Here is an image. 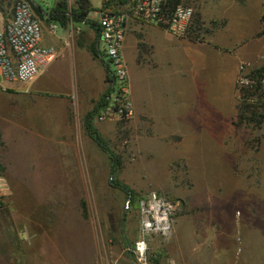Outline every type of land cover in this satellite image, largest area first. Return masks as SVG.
Returning a JSON list of instances; mask_svg holds the SVG:
<instances>
[{"label": "crops", "instance_id": "obj_1", "mask_svg": "<svg viewBox=\"0 0 264 264\" xmlns=\"http://www.w3.org/2000/svg\"><path fill=\"white\" fill-rule=\"evenodd\" d=\"M197 1L194 8L201 14L207 30L203 40L177 37L164 28L132 22L124 52L133 54L136 68V72L130 73L134 104L130 121L135 127L136 147L151 151L154 163L157 157L166 156H172L174 161L178 155L192 149L197 180L202 181L203 167L209 160L216 161L218 146L223 148L226 165H232L234 160L237 164L241 161L243 168L250 165L249 142L245 151L241 147L242 152L235 153V147L240 148L239 143L230 135L237 131L234 121L239 112L237 84L241 65L254 70L264 62V6L263 0ZM0 9L5 28L14 12L5 11L1 4ZM47 18L40 17L42 44L55 46L59 51L46 69L57 71L58 78H54L57 87L41 82L45 71L34 80L20 83L28 95L0 98L1 170L11 187L5 197L8 205L0 211L8 210L9 216L15 214L16 209L20 213L24 204L22 188L12 186L15 177L8 155L18 135L28 139L31 149L44 151L48 165L59 173L62 181H73L74 155L76 152L80 157V150L85 151L82 156L85 159L98 160L96 164L102 168V177L109 167L111 169L109 155L85 128V119L96 109L108 86L106 65L93 52V47L99 44L96 22L71 19L64 25ZM156 74L164 77L160 80L159 101L139 98L137 83L148 85ZM16 84L0 80V92L21 88ZM187 93L193 104L186 110ZM93 124L102 135L115 122L94 119ZM258 144L259 151L253 155L262 167L260 174L253 177L243 173L228 175L231 184L225 186L226 205L230 199L237 202L245 209V215L240 232H235L237 225H229L227 218L225 238L220 244L226 247L225 264H264V140ZM160 162L167 166L174 164ZM197 180L195 178L196 183ZM212 187L213 192H220V186ZM1 222L0 264H32L39 257L37 247L46 238H52L53 225H15L14 219L11 223ZM207 228V225L194 228L195 235H204L202 243L218 239V234L210 230L205 237L203 233ZM27 249L33 253L27 255Z\"/></svg>", "mask_w": 264, "mask_h": 264}, {"label": "rangeland", "instance_id": "obj_2", "mask_svg": "<svg viewBox=\"0 0 264 264\" xmlns=\"http://www.w3.org/2000/svg\"><path fill=\"white\" fill-rule=\"evenodd\" d=\"M17 1L0 0V4L5 11L14 12ZM32 1L47 12L52 10L58 0ZM75 1L69 3L70 11L75 7ZM90 2L92 10L89 18L96 22V10L101 8L103 0H90ZM182 2L196 7L198 1L183 0ZM37 16L40 18L39 15ZM3 20L0 9V30L4 29L1 23ZM206 31H201V38L197 40H203ZM99 47L103 52L104 44L100 43ZM126 58L130 73L133 70L136 72L133 66V54L126 52ZM103 61L109 63L108 57L104 56ZM242 66L244 67L240 69L242 74L248 75L253 70V67L247 68L245 64ZM260 67L263 68L264 73V62L257 69ZM46 71L41 82L57 87L54 83V78H58L57 71H53V68ZM62 78L65 77L61 76ZM161 78L164 79L160 74H156L148 85L144 82L142 86L138 82L136 86L139 98L159 101ZM17 84L21 88L16 91L0 92V98L28 95L24 93V86ZM186 95L187 110L193 104V100L188 93ZM239 98L237 91L238 102ZM161 100H164L163 96ZM238 120L237 116L234 122ZM235 126L236 133L230 135L231 139L235 137V142L239 143L237 145L240 148L235 147V153L240 154L241 147L245 151L249 142L250 165L243 168L241 161L237 164V160H234L232 165H226L223 148L218 146L216 161L209 160L203 167L202 181L197 180L192 149H187L186 155L180 154L174 161L172 156H166V158L157 157L154 163L151 151L136 147L133 137L135 127L130 120L115 122L110 130L102 132L109 146L121 159V165L113 177L110 167L102 177V168L96 164L98 160L89 157L85 159L82 157L85 151L80 150V157L76 152L74 155L73 181H62L59 173L54 172L48 165L49 160L44 157V151L36 147L31 149V146L27 145L28 139L18 135L8 155L15 177L12 186H16V189L18 186L22 188L24 204L20 208V213L16 209L15 214L11 213V216L8 210L2 213L0 211V225H2L1 220L11 223L12 219L15 225H53L52 238H46L40 246L35 244L39 249L36 253L39 257L32 264H135L132 246L140 236L139 201L155 191L178 203V206L172 235H155L151 238L146 264H225L226 247L220 244L225 238L227 218L229 225H237L235 232L236 230L240 232L241 220L245 215V209L237 202L233 203L230 199L228 206L226 205L225 186L231 184L228 175L243 173L253 177L260 174L262 169L258 166L256 155L253 154L259 151L258 143L261 139L264 140V123L261 127L255 123ZM170 154L172 155V152ZM161 160L165 164L172 162L174 164L161 165ZM114 179L120 180L136 193L135 201L126 190L113 185ZM212 185L220 186V192H213ZM7 205V198H0V208H6ZM128 205L130 208L127 209ZM217 218L223 220L216 221ZM200 225L208 226L207 232L203 233L206 234L205 237L209 230L218 234L216 240L218 243L215 241L216 238L214 241L207 239L202 243L204 235L197 236L194 231V228ZM198 231L201 234V231ZM30 253H33L31 249H27V255Z\"/></svg>", "mask_w": 264, "mask_h": 264}, {"label": "built area", "instance_id": "obj_3", "mask_svg": "<svg viewBox=\"0 0 264 264\" xmlns=\"http://www.w3.org/2000/svg\"><path fill=\"white\" fill-rule=\"evenodd\" d=\"M72 1L68 0L69 3ZM195 12L192 5L183 2L172 5L169 0H103L101 8L96 10V23L99 44H104L103 52L98 44L100 56L102 60L104 56L109 59V63L103 61L108 86L95 112L96 121L125 122L134 115L130 71L124 52L130 24H152L177 37L200 39L201 31H195ZM42 39V23L32 3L18 0L12 19L0 30V80L26 83L45 73L59 51L55 46L43 45ZM252 83L251 77L240 73L239 97L243 88ZM10 189L9 181L0 170V198H5ZM177 206L178 203L155 191L139 201L140 236L132 246L135 264L148 263L152 237L172 235Z\"/></svg>", "mask_w": 264, "mask_h": 264}, {"label": "trees", "instance_id": "obj_4", "mask_svg": "<svg viewBox=\"0 0 264 264\" xmlns=\"http://www.w3.org/2000/svg\"><path fill=\"white\" fill-rule=\"evenodd\" d=\"M32 3L34 11L37 15L44 18V16H48L47 20H59L62 24H67L70 20L71 16L75 21L81 20H90L89 14L92 10V5L90 0H76L75 7L70 11L68 0H58L56 5L52 8L51 11L44 12L41 6L35 5L32 0H28ZM172 5H177L178 3H182L183 0H169ZM264 20V16H263ZM92 21V20H91ZM90 21V22H91ZM93 23V22H92ZM95 23V22H94ZM97 25V23H95ZM204 22L201 18V14L196 11L195 12V31H203L206 30L204 28ZM94 55L98 58H101L100 51L98 45L93 47ZM102 60V58H101ZM103 61V60H102ZM263 68L254 69L248 74L251 79H253V83L249 87H244L242 90V96L239 98L238 103V118L239 120L235 123L236 125H240L243 123H255L257 126L261 127L264 122V91L263 89V79L264 73ZM96 109L87 116L85 119V128L90 135V137L98 144V146L105 151L110 159H111V173L112 177L115 175L116 171L119 169L121 165V159L119 155L112 150V148L107 143L106 139L98 132L96 127L93 124V120L95 117ZM3 145L1 134H0V150ZM113 185L127 191V194L131 196L135 201L136 193L130 189L128 186L122 184V182L118 179H114ZM130 208L128 205L127 209Z\"/></svg>", "mask_w": 264, "mask_h": 264}]
</instances>
